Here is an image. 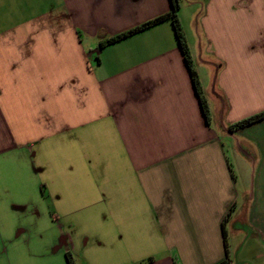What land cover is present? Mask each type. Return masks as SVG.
<instances>
[{
	"label": "crops",
	"instance_id": "1",
	"mask_svg": "<svg viewBox=\"0 0 264 264\" xmlns=\"http://www.w3.org/2000/svg\"><path fill=\"white\" fill-rule=\"evenodd\" d=\"M0 0V264H264V0Z\"/></svg>",
	"mask_w": 264,
	"mask_h": 264
},
{
	"label": "trees",
	"instance_id": "2",
	"mask_svg": "<svg viewBox=\"0 0 264 264\" xmlns=\"http://www.w3.org/2000/svg\"><path fill=\"white\" fill-rule=\"evenodd\" d=\"M183 2H184V0H170V10L167 13L160 15V16L148 21L141 26L130 29V30L118 35V36L106 39V40L102 41L100 44H101V46H105L107 44L114 43V42H116L122 38L128 37V36L135 34V33L139 32V31H141L147 27L156 25V24H158L164 20H170L172 23L178 44L182 50V53L184 54V59L186 61V64H187L188 68L190 69V72L192 75V80L194 82L196 92H197L198 97L200 99V103H201V106H202V109L204 112V116L206 117V120L209 122L210 121L209 105H208L207 99L203 93L198 74L193 67V58H192L190 46H189L188 41L186 39L185 32H184V29H183V26H182V23L180 20V10L182 8ZM263 119H264V111L238 121L237 123L233 124L230 127V129L233 130L236 128L245 127V126H248L250 124H253V123L260 121V120H263ZM66 257H67L68 264H76L74 256L71 252H67ZM219 264H227V261L226 260L222 261Z\"/></svg>",
	"mask_w": 264,
	"mask_h": 264
}]
</instances>
